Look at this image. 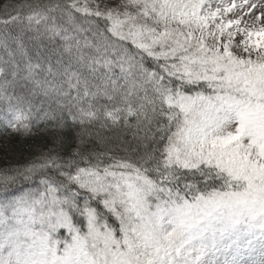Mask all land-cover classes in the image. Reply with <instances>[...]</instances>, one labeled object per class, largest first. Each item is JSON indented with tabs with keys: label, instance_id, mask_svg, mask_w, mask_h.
Returning a JSON list of instances; mask_svg holds the SVG:
<instances>
[{
	"label": "snow or ice",
	"instance_id": "6c2138e0",
	"mask_svg": "<svg viewBox=\"0 0 264 264\" xmlns=\"http://www.w3.org/2000/svg\"><path fill=\"white\" fill-rule=\"evenodd\" d=\"M0 264H264V0H0Z\"/></svg>",
	"mask_w": 264,
	"mask_h": 264
}]
</instances>
